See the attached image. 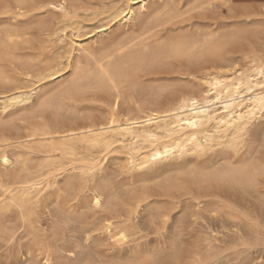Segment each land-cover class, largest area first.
<instances>
[{"label": "bare ground", "instance_id": "6f19581e", "mask_svg": "<svg viewBox=\"0 0 264 264\" xmlns=\"http://www.w3.org/2000/svg\"><path fill=\"white\" fill-rule=\"evenodd\" d=\"M263 124L264 0H0V264L264 248Z\"/></svg>", "mask_w": 264, "mask_h": 264}, {"label": "rangeland", "instance_id": "374dc122", "mask_svg": "<svg viewBox=\"0 0 264 264\" xmlns=\"http://www.w3.org/2000/svg\"><path fill=\"white\" fill-rule=\"evenodd\" d=\"M89 37H91V36H89ZM255 204H256V202H255ZM208 216L207 215L205 216L206 223L204 222V220H201V221H198L197 224H195V225L193 224L192 227L188 228L189 229L188 231L191 233H189V235L187 237H189L191 239H193L192 237H194V239H196L198 236L200 238H203V237L205 238L207 236H211V230L208 228V226L211 224L212 219L210 217L211 220L209 221ZM187 237H186V239H189ZM148 243H149V245H148ZM154 243H155V246H154ZM157 244L158 243L156 242V236L151 235L150 240L148 238L146 244H144V242L142 243V247H143V249H146V247L148 246L147 249H149L150 245H151V247L153 245L154 247H152L150 249H154ZM124 249L121 250L122 252L120 251V249L119 250L116 249L113 251L117 252V253L115 252V254H117V256L120 255V253L126 254L127 252L130 251V247H129V251H127L128 248H124ZM123 251H125V252H123ZM225 252H227V251H225ZM225 252L219 256V259L216 261L217 264H264V248L263 247H253L252 249L244 251L241 254L240 253L237 254L236 252H232V250L228 251L227 253H225ZM239 254H240V256H239ZM207 264H211V263H207Z\"/></svg>", "mask_w": 264, "mask_h": 264}]
</instances>
